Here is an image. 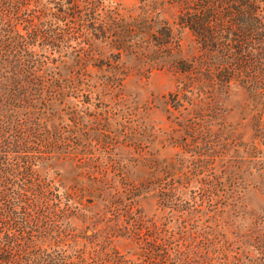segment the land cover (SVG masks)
I'll list each match as a JSON object with an SVG mask.
<instances>
[{
  "label": "trees",
  "instance_id": "16d2710c",
  "mask_svg": "<svg viewBox=\"0 0 264 264\" xmlns=\"http://www.w3.org/2000/svg\"><path fill=\"white\" fill-rule=\"evenodd\" d=\"M153 70L173 86L132 118L125 81ZM121 117L152 152L103 165ZM242 175L264 188V0H0V264H249L216 239L264 243Z\"/></svg>",
  "mask_w": 264,
  "mask_h": 264
},
{
  "label": "rangeland",
  "instance_id": "374dc122",
  "mask_svg": "<svg viewBox=\"0 0 264 264\" xmlns=\"http://www.w3.org/2000/svg\"><path fill=\"white\" fill-rule=\"evenodd\" d=\"M111 1H120L122 3L128 4L133 2L134 0ZM173 83V76L165 70H153L146 76H141L138 80L131 77L127 79L125 81V93L127 94L126 96L128 100H132V104L137 107V110H135L136 113L132 116V118L139 114L140 108H143L146 105H151L153 102L151 99L170 90L173 86ZM119 106L116 105V107H107V109L114 111ZM144 110H147V117L152 121H156L157 125H162L164 123V116L158 109L151 107L149 109L144 108ZM120 112L127 116V114L122 110L118 111V113ZM126 119L128 118L121 117L120 119L109 123L108 127H106L108 129H111L112 131L108 134V136H110L111 138H104L106 140L105 142L108 143V145L104 148V150L98 149L99 151H103V153H101V164L108 165L109 162L107 158L113 157V159L116 161V165L125 164L129 166L134 163V157H136L137 155L152 152V144L151 142H147V138L145 136L136 135V139H140V143L137 144L134 136L130 138L128 135H124L126 134L125 126L122 127L118 124L121 121H126ZM230 119L236 120V116H232ZM251 136L252 131L251 129H248L247 137ZM242 176L238 177L239 181L237 180V178H233V181L236 185L234 186V189L235 192H237L233 195V197H236L235 195H237L236 201L231 200L233 202H236L234 207H236L237 209L243 207L244 209H246L245 211H252L260 214L263 213L264 188H262V185L255 184V180L250 175ZM228 183L227 186H223V189H226V187H228V190H230L229 187H231L232 185H228ZM227 194L230 195L231 193L228 191ZM138 198L139 197H137V199ZM138 203L139 205H142V209L145 213L150 215L155 212L154 205L150 201L138 199ZM229 209L230 206L227 204L224 213L229 214ZM229 217H232V215H230ZM239 219L240 218H238L237 221H239ZM74 222L76 229L79 228L83 231L85 230V223L80 222L79 219L74 220ZM234 223H236V220H234ZM85 231H87V234L91 233L90 228H87ZM251 238H254V234L251 236ZM216 239L218 241L217 243L220 249L226 248V252H228L229 255L236 252L237 254H239L240 260L243 261V263L264 264V243L259 242L257 244L253 242L252 239L246 236H235L233 235V233H226V235L224 236L218 234L216 236ZM92 241L93 239H91V241H85L86 247H90ZM113 243L115 244L116 250L118 252L123 253L125 257L134 262L136 245L134 241L129 242L124 236L118 235L114 238ZM103 244L104 242L102 240H99L98 247H95L99 250V248H101ZM256 244L258 245L257 248H255ZM202 249H204V247ZM206 254L207 257L209 256L210 258L217 256V254L210 249H206ZM133 264H135V262Z\"/></svg>",
  "mask_w": 264,
  "mask_h": 264
}]
</instances>
